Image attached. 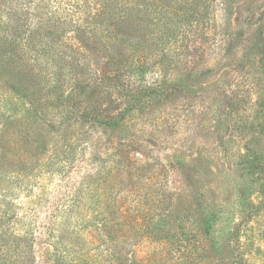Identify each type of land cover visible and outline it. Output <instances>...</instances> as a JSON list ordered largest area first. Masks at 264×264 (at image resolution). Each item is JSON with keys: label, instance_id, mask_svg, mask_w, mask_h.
I'll return each mask as SVG.
<instances>
[{"label": "rangeland", "instance_id": "374dc122", "mask_svg": "<svg viewBox=\"0 0 264 264\" xmlns=\"http://www.w3.org/2000/svg\"><path fill=\"white\" fill-rule=\"evenodd\" d=\"M0 264H264V0H0Z\"/></svg>", "mask_w": 264, "mask_h": 264}]
</instances>
